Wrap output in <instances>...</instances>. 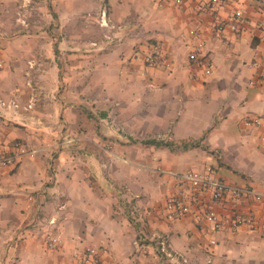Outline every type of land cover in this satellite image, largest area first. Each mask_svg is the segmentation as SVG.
<instances>
[{"label":"crops","instance_id":"obj_1","mask_svg":"<svg viewBox=\"0 0 264 264\" xmlns=\"http://www.w3.org/2000/svg\"><path fill=\"white\" fill-rule=\"evenodd\" d=\"M209 1L0 0V155L39 150L0 165V264H82L87 248L102 264H264L263 202L183 185L189 212L165 207L170 173L206 165L264 192V84L248 85L264 0ZM195 25L208 75L188 60ZM207 208L253 225L210 244Z\"/></svg>","mask_w":264,"mask_h":264},{"label":"built area","instance_id":"obj_2","mask_svg":"<svg viewBox=\"0 0 264 264\" xmlns=\"http://www.w3.org/2000/svg\"><path fill=\"white\" fill-rule=\"evenodd\" d=\"M176 4L183 3L184 0H172ZM219 0H210V7L213 9L217 5ZM242 13L237 11L233 14V22H231L228 27L230 30L235 31L237 29V22L241 20ZM102 21L100 25H102ZM259 27H264L263 22L257 24ZM224 25L218 23L216 25L217 31H222ZM189 36V42L191 45V50L188 54V60L190 64L194 67L200 68V72L203 75H208L211 72L212 64L211 61L206 57L204 53L203 41L201 38V30L197 25L188 28L187 30ZM145 62L152 66H158L162 68H167L170 65V61H163L159 58L154 57L152 54H148L145 57ZM3 66V62L0 60V67ZM249 66L255 70V75L248 81L250 86H261L264 84V70L260 68V52L255 50L252 53V59ZM246 124H252L251 121H246ZM39 150L34 149H24L19 146L17 152L12 154L0 155V165H12L16 162L20 155L34 156ZM178 181L180 188L178 191L168 194L165 199V207L170 218L178 214H185L189 212V204L184 199V190L182 186H188L190 189L201 193H206L213 200H220L225 195L231 194L234 197H249L254 201H259L264 203V192L257 191L252 188L241 187L235 184H230L219 178V175L212 165H206L203 171H186L179 173H170ZM203 225L201 230L203 234L208 238L210 244L215 243L214 235L218 231H234L241 226H252L253 221L251 217L247 215H239L231 219H224L221 217L214 209L207 208L203 212ZM264 230V229H263ZM58 240L56 237H50L47 246L51 249L57 247ZM75 259H78L82 264H102L96 251L92 248H87L86 250L76 253L74 255Z\"/></svg>","mask_w":264,"mask_h":264},{"label":"rangeland","instance_id":"obj_3","mask_svg":"<svg viewBox=\"0 0 264 264\" xmlns=\"http://www.w3.org/2000/svg\"><path fill=\"white\" fill-rule=\"evenodd\" d=\"M105 25V24H104ZM99 26H100V24H99ZM101 27V26H100ZM105 33V32H104ZM165 69H168V67L167 68H165Z\"/></svg>","mask_w":264,"mask_h":264},{"label":"trees","instance_id":"obj_4","mask_svg":"<svg viewBox=\"0 0 264 264\" xmlns=\"http://www.w3.org/2000/svg\"><path fill=\"white\" fill-rule=\"evenodd\" d=\"M148 142V141H147ZM149 142H152V141H149Z\"/></svg>","mask_w":264,"mask_h":264}]
</instances>
